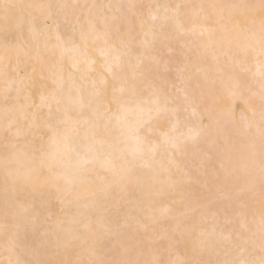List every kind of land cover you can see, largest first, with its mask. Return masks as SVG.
Segmentation results:
<instances>
[{
    "label": "bare ground",
    "instance_id": "1",
    "mask_svg": "<svg viewBox=\"0 0 264 264\" xmlns=\"http://www.w3.org/2000/svg\"><path fill=\"white\" fill-rule=\"evenodd\" d=\"M18 2L36 0H0V264L146 261L157 256L165 261L231 260L234 254L229 238L239 236L245 225L251 229L248 235L255 233L258 251L262 211L258 160L254 177L247 174L245 166L247 130L250 124L253 130L258 124L260 106L258 94L252 97L249 93H258L259 88L252 76L255 65L250 57L240 54L237 43L243 40L241 28L259 29L260 0H46L80 7L68 10L69 23L46 27L52 21L38 19V29L43 33L39 38L33 37L30 30L31 17L38 15L34 10L20 14L14 8L7 9L13 22L4 23L5 5ZM94 4H135L138 8L125 12L115 7H85ZM177 4L186 7L179 10L175 20L164 22L163 6H168L167 15L172 17ZM211 4L257 7L251 11L205 8L203 11L209 14L205 22L200 18L199 5ZM72 12L84 19L90 13L117 17V28L123 24V29L114 43L117 47L120 40L131 43L132 54L125 57L126 72L130 75L137 65L150 66L148 83L176 99L177 103L168 107H179L180 130L185 138V125L201 119L211 124L199 147L189 145L183 155L171 148L165 151L163 141L170 121L155 130L145 126L141 132L152 145H162L155 156L148 152L135 154V141L120 133L115 120L109 125L111 131H103L101 126L108 125V121L98 119V106L87 87L83 107L75 91L71 98L65 95L59 102L49 99L44 106L29 107L30 103L39 105L41 95L49 96L57 87L56 74L49 69L60 62L62 48L81 43L80 26L72 21ZM148 13L157 15V20H149ZM205 24L211 32L201 35ZM193 26L195 31L190 30ZM102 46V42L97 45ZM92 56L97 61V72L102 71L99 56L95 52ZM69 57L66 54L63 58L65 78L79 75L70 67ZM109 81L110 95L118 82L110 77ZM139 83L147 89L144 81ZM185 93L187 102L183 100ZM69 107L78 118L75 151L65 154L60 147L65 158L56 161L55 171L75 184L80 196L55 188L33 193L24 187L26 178L31 176L33 183H39L49 174L51 153L46 152L50 133L44 125L57 124L55 117ZM253 108L257 111L255 117ZM93 124L99 129L96 136L88 134ZM13 143L15 152L22 153L26 161L22 168L10 165L21 181L17 185L21 203L15 206L6 204L5 199V158L14 154ZM258 143L257 139V150ZM109 160L115 161L114 169L101 166ZM221 165L236 175L224 179ZM78 169H85L86 175L77 174ZM33 170L38 171L33 174ZM214 173L221 176L219 181L213 179ZM59 223L78 234L90 225L92 234L69 242L66 233L57 231ZM201 232L208 241L204 248L200 246Z\"/></svg>",
    "mask_w": 264,
    "mask_h": 264
},
{
    "label": "snow or ice",
    "instance_id": "2",
    "mask_svg": "<svg viewBox=\"0 0 264 264\" xmlns=\"http://www.w3.org/2000/svg\"><path fill=\"white\" fill-rule=\"evenodd\" d=\"M78 4H52L46 2V0H36V2L23 3L18 2L14 4H6V12L4 16V23H12V17L8 13L7 9L14 8L18 10L20 14H23L26 9L34 10L38 15L32 16L30 20V30L35 38H39L43 33L38 29L36 21L42 19L44 21H52V24H47L46 27L58 25L61 22L69 23V9H78ZM91 8H118L127 12L130 9H137L135 4H119V5H91L85 6ZM156 8H160V5H156ZM165 15L162 18L164 22L168 20H175V15H178L179 10L186 5L177 4L175 6V13L172 17L167 15L168 6H163ZM257 6L250 4H211V5H199L202 10L201 17L205 22L209 19V14L203 11L205 8L210 9H243L254 10ZM259 9L261 12V20L259 29L255 28H241L240 32L243 34V40L237 43V48L241 55L250 57L252 63H254L256 71L252 73L253 79L258 84L259 92L250 90V96H259V122L255 125L253 130L252 125H249L248 136V164L245 166V171L250 177L255 176V170L259 167V186H260V201L262 205V211L259 221V244L258 251L255 240L252 235H248L251 229L247 225L244 226L243 231L235 239L229 238V243L232 247L234 258L231 260H217V261H202V260H188L177 259L168 260L160 258L159 256L150 260H131L122 259L116 260H104V259H87L78 260L74 264H264V0H260ZM72 21L79 24L80 44H74L71 47L64 46L60 53V62L53 65L49 71H54L56 74L57 87L50 93L49 96L41 95L40 104L36 105L30 103L29 107L39 108L47 104L49 99L59 102V98L68 96L71 98L73 91L80 94L81 107H83V93L85 87L90 89V95L93 97L97 107L98 119L108 121V125H102V129L105 133L111 131L109 125L113 120L116 121L117 128L120 133L127 136L129 139L134 140L137 147L135 154L143 155L145 152L151 153L153 156L157 153L162 145H152L147 141L146 137L141 135L145 126L150 128L159 127L161 124L170 123L169 132L166 134L163 141L165 151L169 148L174 149L175 152H179L181 155L185 153L189 145L193 148L199 147L202 140L205 139L203 133L211 127V124H205L201 119L196 124L191 126L185 125L188 128V135L185 138V134L181 132V119L180 109L178 106L169 108L170 103H177L176 99L165 96L163 91L148 83V77L151 72L150 66L137 65L134 67L132 73L129 75L126 72L127 61L126 56L132 54L131 43L129 41L120 40V47H117L114 41L118 38V33L123 29V24L117 28V17H109L108 15L101 13L97 16L89 14L87 19L76 16L75 12L71 13ZM157 15L154 13H148V19L151 21L157 20ZM18 22V21H17ZM143 19L141 23L143 24ZM201 35L205 32H211L206 24L201 26ZM191 31H195L193 26ZM131 36V32H129ZM59 39V36H57ZM102 42V47H97ZM123 49V52L121 51ZM95 52L101 60L102 71L97 72L95 65L96 59L93 58L92 53ZM27 54V51H25ZM66 54H70L71 64L70 67L75 69L79 75L69 74L65 78L63 68V58ZM84 65V67H81ZM246 71L250 69L246 68ZM94 73V75H93ZM107 75H106V74ZM7 77V73H5ZM109 77L112 81L118 82V87H113L111 94L109 95L108 89L110 87ZM140 81H144L147 84V89L140 85ZM150 93L145 95V92ZM7 98V97H6ZM184 101H188L189 97L185 93L183 96ZM113 107L115 110H113ZM253 117L257 115L255 108L251 109ZM52 119L51 109H49V120ZM55 119L57 124L46 123L44 127L48 129V152L51 155L48 157L49 163L48 175L40 179L39 183H33L31 176L26 178L25 188H31L32 192L39 191L43 188H55L58 192H67L71 196L79 198L80 192L75 184H72L70 180H66L55 171V163L58 159H64L61 155L60 147L63 148L65 154H71L75 151L76 136L79 131L78 118L74 117L72 109L66 108L63 112H60ZM19 129L16 132V136H19ZM89 135L96 136L99 134V129L95 124L89 130ZM258 139V150H257ZM214 143V141H212ZM144 145V147H141ZM14 154H9L5 158V199L7 203L20 204L18 199L20 189L17 185L21 183L16 172L10 165H16L22 168L25 165V159L22 153L15 152L16 145H11ZM44 165L42 164L41 167ZM101 166H106L110 170L116 167L115 161H103ZM223 169V178L229 179L236 175V172L230 169ZM38 170H33V174ZM77 174L86 175L85 169H78ZM213 179L219 181L221 176L213 174ZM11 183V187H9ZM71 185V187H69ZM17 197V199H13ZM7 210V209H6ZM27 211V209H25ZM57 231L67 234L69 242L75 240L86 239L84 234H92L90 225H85L83 234H78L72 228H65L62 223L57 224ZM173 242H170L172 244ZM208 241L203 232L200 234V246L206 247ZM127 249L125 254H127Z\"/></svg>",
    "mask_w": 264,
    "mask_h": 264
}]
</instances>
